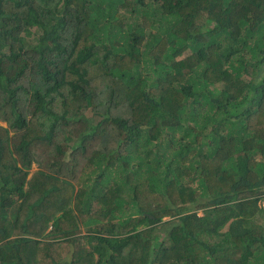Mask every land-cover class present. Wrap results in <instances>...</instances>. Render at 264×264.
I'll return each mask as SVG.
<instances>
[{
	"label": "trees",
	"instance_id": "obj_1",
	"mask_svg": "<svg viewBox=\"0 0 264 264\" xmlns=\"http://www.w3.org/2000/svg\"><path fill=\"white\" fill-rule=\"evenodd\" d=\"M0 122V264H264V0H0Z\"/></svg>",
	"mask_w": 264,
	"mask_h": 264
},
{
	"label": "rangeland",
	"instance_id": "obj_2",
	"mask_svg": "<svg viewBox=\"0 0 264 264\" xmlns=\"http://www.w3.org/2000/svg\"><path fill=\"white\" fill-rule=\"evenodd\" d=\"M2 125H6V123L4 122H0ZM36 170V166L34 165V167L31 169V172H34Z\"/></svg>",
	"mask_w": 264,
	"mask_h": 264
}]
</instances>
